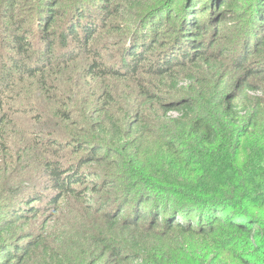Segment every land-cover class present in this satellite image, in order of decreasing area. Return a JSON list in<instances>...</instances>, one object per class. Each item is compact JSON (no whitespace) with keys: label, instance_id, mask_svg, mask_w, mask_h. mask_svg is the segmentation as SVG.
Masks as SVG:
<instances>
[{"label":"rangeland","instance_id":"374dc122","mask_svg":"<svg viewBox=\"0 0 264 264\" xmlns=\"http://www.w3.org/2000/svg\"><path fill=\"white\" fill-rule=\"evenodd\" d=\"M54 1L56 0H49L48 3L53 4ZM185 1L179 0L175 5L176 0H135L136 5H123L126 11L120 10L116 17L113 14L106 15L107 25L103 27L102 24L90 42L86 43V40H82L83 34H80L82 39H77V35L72 36L67 29L69 26L72 28L71 25L75 23V16L71 18L72 11L86 5H81V0H60L55 13L58 20L47 28L48 31H43L44 33L41 28L46 26L40 18L50 20L52 15L48 9L46 14L42 12L43 0H0V66L3 68L4 65L6 74L13 73L11 57L15 56L20 63L26 62L31 69H37L34 75L24 74L18 80H13L14 83L0 96V219L11 222L15 209L28 213L29 211L22 206L24 200L31 199L35 194L43 195L41 202L31 201L36 212L22 216L23 218L15 223L13 235L3 234L9 246L15 242L26 246L27 234L30 232L35 238H40L43 242L45 240V245L31 251L27 264H106L108 253L105 254L103 245H99L100 235L116 240L128 250H137L134 249V245L138 243L143 258L147 257L148 250L156 252L159 247L170 257H178L184 263L243 264L236 256L243 249L236 246L226 232L220 231L216 235L181 234L180 231L173 230L162 240L152 237L148 239L144 232L142 234L140 230H135L134 226L126 227L125 223L113 225L110 221L112 217L109 220L104 217L105 212L112 215L119 211L118 205L122 200L121 188L118 187L125 189L126 185L131 183L151 188L150 182L156 180L150 175L161 174L160 169L167 167V158L161 162L163 153L169 151L166 145L173 143V146L178 148L179 152L173 156H179L176 161L187 159L184 154L186 152H182L186 147L177 139L183 129L177 128L173 122L178 113L160 112L157 101L142 106L143 100L136 91L141 83H144L145 78L155 83L154 86H147L149 91L154 94H160L162 91L168 101L177 98L182 100L190 95L196 104L195 118L200 116L209 125L219 129L231 127L230 122L224 126L225 122L218 105L224 107L223 103L235 92L236 84L244 79L241 77L243 71L239 67L242 62L240 55H243L241 49L243 43L241 44L239 37H244L249 29V19L256 0H237L236 3L234 1L230 6V18L224 22L226 25L223 28L212 26L214 31L211 33L207 49L218 54L215 56L218 59L216 63L212 61L203 64L184 57L181 59L183 64L177 69L180 72L178 78L180 90L177 93L166 90L172 81L161 82L145 71L134 76L116 78L114 75H108V70L106 72L104 70L113 67L125 75L127 71L129 72L128 69L120 67L119 61L122 62L126 54L125 58L131 59L128 49L132 43L142 45L144 39L139 35L144 33L140 30L144 19H147L146 23L150 25L147 33L150 40L144 42L150 47L154 45L152 48L155 49L156 55L169 54L178 48L184 50L179 39L181 34L179 31L184 18L190 19V11L182 8ZM119 2L112 0V5H108L107 8L114 9ZM201 9L203 8L200 7L197 11L201 12ZM172 12L176 13L169 19L168 15L173 14ZM61 14L62 17L59 16ZM217 14L224 13L218 11ZM97 15H94L95 19ZM24 16L29 20L23 21ZM205 16L202 15L200 18ZM153 19L154 23L165 22V26L160 28L162 30L160 33H155L159 28L153 24ZM216 19L215 17V22H212L216 23ZM69 22L73 23L70 25ZM88 22L89 19L85 18L80 23ZM95 24L100 25L101 21L96 19ZM14 26L19 31V36H23L21 31L27 29V26L33 30L29 36L32 47L29 52L31 59L23 60V56L18 57L19 55L12 51L8 34L11 31L15 32ZM177 26L180 28L175 30ZM62 33L67 38L66 46L60 41L59 34ZM39 35L50 36L53 40L51 48L44 46L45 42H39ZM155 35L158 40L153 42ZM209 35L207 33L204 35L206 41ZM82 44L85 49L94 48L101 55V62L105 65L102 72L93 70V65L98 60L94 59L93 54L89 55L83 51ZM140 51L142 53L143 50ZM186 52L191 53L188 48ZM170 58L166 59V65ZM194 58L195 54L192 59ZM62 59L65 61H61ZM263 59L264 57L258 56L256 60ZM248 61L247 65L258 67L252 64V60L251 63ZM156 69L154 66L153 70ZM187 73L194 81H190ZM2 74L0 71V78ZM258 79L256 76L248 78L252 83ZM248 92L251 98L255 96L264 98V92L261 90ZM258 104L259 102L254 99L247 102L244 106L246 111L239 115L238 122L232 126L256 127L252 128L251 135L255 137L251 142L257 146L254 150L258 148L260 152L264 149V103ZM140 110L147 116L143 118L145 125L142 122L141 129H138L136 120ZM91 121L104 127L100 129L98 124L91 126ZM84 130L92 132L89 136L92 139L106 138L107 141L114 139L116 142L118 149L116 148L108 158L88 164L89 170L96 172L102 180H107L113 189L107 187L103 191L97 190L96 193L88 191L85 194L86 199L80 195L76 197L67 194L58 197V194L49 187V178L42 166L43 160L48 155L51 157L53 153L52 157L58 158V162L62 163L64 168L68 167L72 158L66 138L72 139L73 135L85 134ZM104 131H107L108 135L100 134ZM251 135L247 136L246 144ZM53 141H57L59 146L53 144ZM125 144L129 146V150L123 153ZM250 145L248 144L249 152ZM103 152L101 154L105 155ZM249 152L243 151L242 159H239V163L242 164L243 185L256 187L263 183L258 191H264V161L253 159ZM80 154L85 155V152ZM160 165L163 168H159ZM93 181L94 175L91 176L89 183ZM74 186L84 187L81 183ZM104 202L107 210L102 214L103 210L100 212L98 210ZM20 204L22 205L19 206ZM115 208L117 209L114 211ZM128 212L130 207H127L123 214ZM180 220L184 221L183 218ZM14 235L19 237L16 241L13 239ZM229 243L234 245H227ZM247 257L258 262L256 256Z\"/></svg>","mask_w":264,"mask_h":264},{"label":"trees","instance_id":"16d2710c","mask_svg":"<svg viewBox=\"0 0 264 264\" xmlns=\"http://www.w3.org/2000/svg\"><path fill=\"white\" fill-rule=\"evenodd\" d=\"M48 1L49 0H43L42 12L46 14L48 9L52 17L50 20L40 18V20L43 21V25L46 26L43 27L46 30L41 28L42 33H44L43 31H48L47 28L49 29V26L53 25L58 20V15L55 13L60 4V0L54 1L53 4H49ZM119 1L120 2L114 9H109L107 6L112 5V0H81L80 4L86 5L80 9H75L74 12L72 11L71 18L75 16V25H71L74 21L72 23L69 22L70 25L73 26L72 28H70V26L67 28L69 33H71L72 36L77 35V39H82L80 34H83L84 39L82 40H86V43L90 42L93 35L102 27L101 25L103 24V27L107 25L106 21L108 18L106 15L113 14L114 17H116L120 10H122V12L126 11L123 9V5H136L134 3L135 0ZM178 1L179 0H176L175 5H177ZM234 1L236 3L237 0H186L182 8L186 11H190V19L185 20L184 18L181 23L182 27L180 28L177 26L175 29L178 30L180 28L179 34H181L179 39L180 42L182 41L181 44L184 46L182 49L184 50L181 51L178 48L177 51L170 52L169 54L160 53L156 55L154 52L155 49L152 48L154 45L150 47L144 42L150 40L149 37H147L150 25L146 23L147 19L142 20V28L140 27V30H143L145 34L139 35V33H137V35L144 39L143 42H141L142 45L140 43H132L131 48L128 49L131 59H126V54V56H123L122 62L119 61L122 69L129 70L126 75L122 72H118L113 67L104 69L105 65L101 62V55H99L94 48L85 49V46L82 44V46H84L83 51L88 52L89 55L93 54L94 59L98 60L94 63L93 70L97 69L99 72H102L101 70L103 69L105 72L108 70V75H114L113 77L116 78L134 76L138 72L145 71L148 75L160 79L161 82L172 81L170 87L166 90L167 92L177 93L180 90V87H178L180 72L177 69L182 66L183 61H181V59L183 60V57L187 60H196L203 64H209L212 61L216 63L218 60L215 58L218 54L211 53L207 49L209 39L212 35L211 33L214 31L212 26H220L223 28L226 25L224 22L230 18V6H232ZM200 7L203 8L201 12L197 11ZM253 7L254 10L249 19L250 26L244 36L246 39L244 37H239L241 44L243 43L241 48L243 50V55H240L242 62L239 64V67H241L240 70L243 71V76L241 77H244V79L236 84L235 92L223 103L224 107H222L221 104L218 105L222 113V119L225 122L224 126L226 127L230 122L231 127L219 129L214 125H209L200 116L195 118L196 104L190 95L188 98L182 100L177 98L173 101H168L165 99L166 97L162 94V91L160 94H154L149 91L147 86H154L155 83L154 81H149L147 78H145L144 83H141L137 88L136 92L143 100L142 106L150 105V103L157 101L158 110L160 112L166 114L175 111L178 113V116L173 122L176 124L177 128L180 127L183 129V131L178 134L179 136L177 139L186 147L182 152H186L184 154H186L187 159L176 161L178 160L176 158L179 156H173L177 155L179 150L173 146V143H170L166 145L170 152H164L161 161L163 162V160L167 158V167L163 168L161 167L162 165H160L159 168H163L162 170L160 169L161 174L155 175L154 173L150 175L156 180L153 183L150 182L151 188H144V186H137V184L131 183L130 185H126L125 189L118 187V189L121 188L120 200H122L118 205V209H114V211L116 209L119 210L118 213L113 211L114 213H112V215L108 212H105L106 215L104 214L107 220L112 217L110 221L113 222V225L116 223H125L127 225L126 227L134 226L133 228L135 230H140L142 234L144 232L146 238L149 239V237H152L158 240H162L166 234L168 235L173 230L180 231L181 234L203 233L215 235L223 231L231 237L236 246L243 249L236 254L241 260V263L264 264V191H258V188L263 183H259L260 186L256 187L252 185H243L242 181L244 178L241 177L242 164L239 163V159L241 160L243 156L242 152H249L248 144H251L249 153L252 154L253 159H261L264 161V149L260 152L258 148L254 150L257 146L253 145L251 142L255 137L251 135L252 128L255 129L256 127L234 128L232 126L238 122L239 115L243 111H246L244 106L247 102H251V99L259 102L258 105L264 103L263 97L255 96L251 98L248 92L249 90H261L264 92V59L263 61L256 60L258 56L264 57V0H256ZM44 10H46V12ZM218 11H223L224 14L218 15ZM96 13H98V15ZM172 13L173 14L168 15L169 19L172 18L176 12ZM197 14H199V16H197ZM94 15H97L96 19L101 21L100 25L95 24L96 19ZM202 15L206 16L200 18ZM59 16L62 17V14ZM24 17L23 21L29 20L26 16ZM215 17L217 18L216 23H213L212 21L215 22ZM85 18H88L89 22L85 24L80 23ZM152 22L159 28L155 33H160V31H162L160 28L165 26V22L154 23V19ZM32 32L33 30L29 29L27 26V29L21 31L23 36L18 35L20 33L16 30V27L15 32L11 31L10 34L7 33L10 37V47H12V51L18 54V57L23 56V60L31 59L29 52L32 47H30L29 36ZM63 33L59 34V36L61 35L60 41L63 46H66L68 45L66 43L67 38ZM206 33L208 35L210 33L208 41L204 39ZM38 39L41 43L45 42L44 46L51 48L53 40L50 36L47 37L46 35L42 37V35H39ZM153 39V42L158 40L156 35ZM138 40L139 39H137V41ZM181 44L180 47L182 46ZM211 44V46H213L214 43L212 42ZM187 48L189 52L191 51L190 54L186 52ZM140 49L143 50L142 53H140ZM175 52H177L176 55L174 54ZM194 54L195 58L192 59ZM169 58L170 61L167 63L168 65H166V59ZM11 59L13 73L10 72L6 74L4 65L3 68L0 66V71L3 72L0 78V96L15 80L22 77L21 75H34L37 72L36 68L31 69L30 65L26 62L20 63L17 61L15 56L13 58L11 57ZM251 60L252 64L258 67H251L247 65L248 63L246 64L247 61L250 62ZM61 61H65V59ZM143 62H146V64ZM147 62L149 63L147 64ZM154 66L157 67L156 70H153ZM186 76L190 81H194L189 73H187ZM251 76L259 78L258 81L255 83L250 82L248 78ZM143 85H146V87ZM157 87L159 86H156V88ZM145 116H147L146 113L144 115V112L141 110L138 112V118L136 120L138 129H141L142 122L145 125L143 120ZM97 124L98 123L91 121V126ZM97 126H99L100 129L104 127V125L101 124ZM84 131L85 134L73 135L72 139L66 138L67 145L71 149L70 158H72L67 165L68 167L64 168L63 164L58 162V158L52 157L54 156L53 153H51V157L48 155L46 156L47 158L43 160L42 166H44L45 174L49 178V187L55 191V194H58V197L67 194L76 197L80 195L86 199L85 194H87L88 191H94L93 193H96L97 190L103 191V189L107 187L113 189L112 184H109L107 180H102L96 172L94 173L89 170L88 164L101 162L102 159L108 158L117 148L116 142L114 139L112 141H107L106 138L92 139L89 137L92 132H88L87 130ZM100 134L108 135V132L104 131ZM248 135L251 136L248 137L246 144ZM53 144L59 146L57 141H53ZM123 147V153L129 150L128 145L125 144ZM83 151L85 155L80 154ZM102 151H104L103 154L105 155L101 154ZM174 163H176L175 166ZM93 175L95 176V181L89 183ZM97 180L99 183L96 182ZM78 183L83 184L84 187L77 188L74 186ZM42 198L43 195L35 194L31 199L27 201L24 200V204H20L19 206L22 205L29 211L28 213L33 214L36 212V208L32 206L33 204L31 201L41 202ZM125 207H130V212L127 214H123L126 209ZM100 208L98 212L103 210V214L104 210H107L106 202H104V205ZM28 213L15 209L12 213L11 222L0 219V264H27L31 251L39 246L45 245V240L43 242L42 239L35 238L31 232L27 234L26 240H28V242L26 246L23 245V243L19 244L17 242L11 243L9 246V244L5 242L6 240H4L3 237L5 236H3V234L7 233V235H13L15 232V223L20 221V219ZM180 218H183L184 221L180 220ZM207 227L208 229L206 230ZM18 238L19 237L16 235L13 236L15 241ZM98 242L99 245H103L102 249L105 254L108 253L106 264H189L184 263V261L182 262V259L178 257H170L167 252L159 247V250L156 252L148 250L146 253L147 257L143 258L138 243H135L134 249L139 251L132 249L128 250L116 240H112L104 235L98 237ZM234 243H229L227 245H234ZM246 254L249 257L256 256L258 262L250 260Z\"/></svg>","mask_w":264,"mask_h":264}]
</instances>
